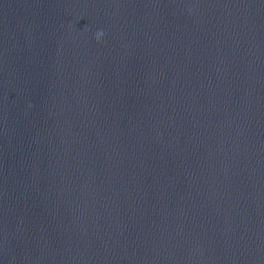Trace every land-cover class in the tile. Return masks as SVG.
Wrapping results in <instances>:
<instances>
[{
    "label": "clouds",
    "instance_id": "obj_1",
    "mask_svg": "<svg viewBox=\"0 0 264 264\" xmlns=\"http://www.w3.org/2000/svg\"><path fill=\"white\" fill-rule=\"evenodd\" d=\"M102 36H103V32L102 31L97 32V34H96L97 40H99Z\"/></svg>",
    "mask_w": 264,
    "mask_h": 264
}]
</instances>
